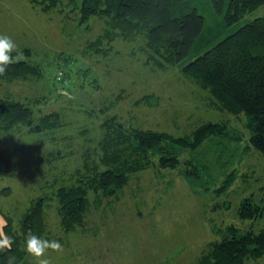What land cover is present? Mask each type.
I'll use <instances>...</instances> for the list:
<instances>
[{"label": "rangeland", "instance_id": "374dc122", "mask_svg": "<svg viewBox=\"0 0 264 264\" xmlns=\"http://www.w3.org/2000/svg\"><path fill=\"white\" fill-rule=\"evenodd\" d=\"M194 5L209 30L223 35L264 15L262 4L228 28L210 0H195ZM70 16L44 11L30 0H0V34L10 36L18 51L30 47L28 59L41 72L37 78L4 83L0 94L30 101L36 117L61 114V125L41 134L30 133L26 124L0 130V148L15 147L28 168L25 174L0 175V194L5 187L11 191L0 195V205L15 224L32 198L74 184L79 171L84 174L88 165L100 162V141L107 133L102 124L113 115L128 126L173 134L189 133L209 121H227L245 140L233 163L238 176L225 195L193 191L180 174L182 166L139 171L115 207L102 219L101 213L95 214V222L103 220L102 227L68 235L63 252L48 251L51 264H197L202 251L220 241L228 226L256 232L264 227V213L244 219L238 212L247 197L264 208V155L246 142V114L220 111L210 90L185 77L179 66H159L142 37L118 36L108 44V54L101 53L90 43L103 34L104 19L95 16L79 25L76 13ZM48 202L50 219H55L57 202ZM245 264H264V255Z\"/></svg>", "mask_w": 264, "mask_h": 264}, {"label": "trees", "instance_id": "16d2710c", "mask_svg": "<svg viewBox=\"0 0 264 264\" xmlns=\"http://www.w3.org/2000/svg\"><path fill=\"white\" fill-rule=\"evenodd\" d=\"M194 1L30 0L44 11L55 9L68 17L75 12L79 25L88 24L95 16L104 19L103 34L90 43L101 53L108 54L112 49L108 44L118 36L129 40L142 37L150 57L159 66H179L185 77L210 90L220 111L236 116L245 113L244 126L249 135L246 142L264 155V15L226 35L218 30L212 33ZM210 1L215 14L221 15L223 25L228 28L264 4V0ZM103 44L108 47H101ZM31 51L30 47L21 49L23 58L0 76V87L6 82L40 75L38 64L28 59ZM29 103L15 99L9 92L0 94V130L26 124L30 133L41 134L61 125L58 111L36 117ZM116 118L113 115L103 121L107 133L100 141V162L88 165L84 174L79 171L74 184L61 185L32 198L19 224L0 205L6 219L2 234L13 240L10 250L0 249V264H36L24 250L29 230L61 244L66 243L70 234L86 232L90 227L98 231L96 227H102L103 220L95 222V214L101 213L102 219L125 193L132 175L147 168L164 170L182 166L180 174L193 191L213 190L218 197L225 195L235 182L238 172L233 163L245 136L227 121H209L189 133L173 134L128 126ZM15 151V147L0 148V175L27 172V162ZM10 192L5 187L0 195ZM52 199L57 202L55 219H50L48 211L51 208L48 201ZM238 212L244 219H255L263 215L264 208L247 197ZM263 255L264 227L256 232L232 224L223 231L220 241L207 245L197 264H245Z\"/></svg>", "mask_w": 264, "mask_h": 264}, {"label": "clouds", "instance_id": "9594fccd", "mask_svg": "<svg viewBox=\"0 0 264 264\" xmlns=\"http://www.w3.org/2000/svg\"><path fill=\"white\" fill-rule=\"evenodd\" d=\"M16 53L15 56L12 53ZM23 53L18 51L16 43L5 34H0V76L4 75L10 65L19 62ZM13 240L6 234H0V249H11ZM25 252L33 257L37 264H51L47 257L49 250L57 253L63 252V245L57 240L43 239L29 230L25 238Z\"/></svg>", "mask_w": 264, "mask_h": 264}, {"label": "crops", "instance_id": "0c3cea01", "mask_svg": "<svg viewBox=\"0 0 264 264\" xmlns=\"http://www.w3.org/2000/svg\"><path fill=\"white\" fill-rule=\"evenodd\" d=\"M5 221L4 215L0 212V234H2V227L5 224Z\"/></svg>", "mask_w": 264, "mask_h": 264}]
</instances>
